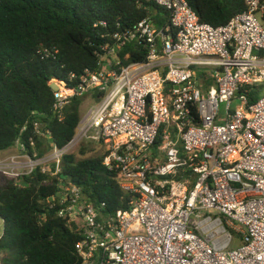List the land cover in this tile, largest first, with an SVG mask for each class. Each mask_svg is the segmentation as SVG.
Wrapping results in <instances>:
<instances>
[{"label":"built area","instance_id":"1","mask_svg":"<svg viewBox=\"0 0 264 264\" xmlns=\"http://www.w3.org/2000/svg\"><path fill=\"white\" fill-rule=\"evenodd\" d=\"M152 1L169 24L150 16L119 30L98 69L51 80L60 117L75 98L94 101L73 140L41 156L34 137L23 141L25 127L17 153L0 155V176L20 187L38 170L56 177L66 155L97 145L133 200L105 216L61 183L50 203L83 236L81 264H264V0H246L247 11L221 27L188 0ZM132 44L146 60L123 62ZM34 134L51 136L39 122Z\"/></svg>","mask_w":264,"mask_h":264},{"label":"trees","instance_id":"2","mask_svg":"<svg viewBox=\"0 0 264 264\" xmlns=\"http://www.w3.org/2000/svg\"><path fill=\"white\" fill-rule=\"evenodd\" d=\"M188 1L202 22L213 27L227 25L248 9L246 0ZM150 16L158 28L170 23V14L152 0H0V153L16 145L25 127L23 141L28 145L34 137L41 156L51 143L67 146L84 100L73 99L60 117L54 111L51 80L69 82L70 74L95 71L98 53L112 35ZM121 57L125 64L143 62L146 51L132 44ZM256 94L252 102L258 100ZM35 122L50 132L49 139L38 140ZM81 154H88L87 145ZM104 157L105 152L81 159L66 155L58 176L38 170L24 178L23 187L0 176V264H81L76 245L83 236L59 217L50 200L62 190L61 183L70 181L105 216L130 209L133 197L104 166Z\"/></svg>","mask_w":264,"mask_h":264},{"label":"rangeland","instance_id":"3","mask_svg":"<svg viewBox=\"0 0 264 264\" xmlns=\"http://www.w3.org/2000/svg\"><path fill=\"white\" fill-rule=\"evenodd\" d=\"M264 55V53L262 54ZM94 103L93 99L88 97L84 100V103H83V106H82V114H84L88 109L89 107ZM225 111V104L222 105V112ZM86 144H83L81 145L80 147H78L77 149H75L73 151L72 154H75L79 159L81 158H84V157H93V156H96V155H100L102 153H104V149L100 146H97V145H92V144H88L87 147H88V154L86 156H82L81 154V150H82V147L85 146ZM17 151L15 149H11L9 151H7L6 153H3L0 155L3 157V158H6L7 156L9 155H12V154H16ZM3 231H4V225H3V222L2 220L0 219V237L2 236L3 234ZM242 245V242L241 240H238L236 239L234 245H233V248H237L239 246Z\"/></svg>","mask_w":264,"mask_h":264},{"label":"crops","instance_id":"4","mask_svg":"<svg viewBox=\"0 0 264 264\" xmlns=\"http://www.w3.org/2000/svg\"><path fill=\"white\" fill-rule=\"evenodd\" d=\"M7 152V151H6ZM1 154H3V153H1Z\"/></svg>","mask_w":264,"mask_h":264}]
</instances>
